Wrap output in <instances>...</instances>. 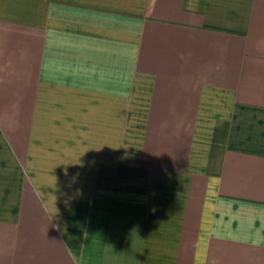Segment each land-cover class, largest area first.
Listing matches in <instances>:
<instances>
[{
  "label": "crops",
  "instance_id": "1",
  "mask_svg": "<svg viewBox=\"0 0 264 264\" xmlns=\"http://www.w3.org/2000/svg\"><path fill=\"white\" fill-rule=\"evenodd\" d=\"M0 264H264V0H0Z\"/></svg>",
  "mask_w": 264,
  "mask_h": 264
}]
</instances>
